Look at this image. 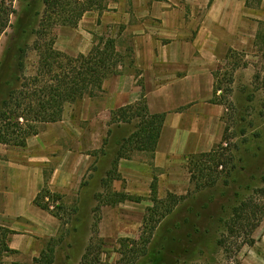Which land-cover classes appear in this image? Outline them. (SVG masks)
I'll list each match as a JSON object with an SVG mask.
<instances>
[{"label": "rangeland", "instance_id": "rangeland-1", "mask_svg": "<svg viewBox=\"0 0 264 264\" xmlns=\"http://www.w3.org/2000/svg\"><path fill=\"white\" fill-rule=\"evenodd\" d=\"M227 1L222 0L219 3L220 6L216 8L213 20L223 21L217 25L225 31L228 28L231 29L229 37L236 39L245 37L248 40L242 47H230L232 54L224 48V53L220 54L221 61L215 69V86L218 84L222 91H219L217 98L215 99L214 96L213 99L223 103L218 105L223 106L224 116L222 117V138L214 149L219 146L220 153L234 157L232 164L229 162V168L235 167V169L229 178L228 185L224 183L223 178L216 187L196 192L195 184L191 182L189 164H187L189 187L174 193H158L162 201L167 200L169 194L186 197L181 201L176 214L170 216L173 220L186 217L188 215L186 208L192 205L197 209H203L205 214L202 222H205L209 216L224 215L222 213L224 206L230 212L238 200L249 195L247 186L252 189L264 188V20H259L261 17L259 14L262 12L259 0H250L243 17L250 25L249 29H251V23L256 25L258 29L256 38L252 41L251 36H244L243 32L239 31L234 32L233 29L237 25L236 8L227 4ZM44 2L45 0L15 2L17 14L12 17L11 27L0 39V76L6 77L12 74L8 66L17 61L23 63V68L15 73L18 79L23 80L36 75L40 54L35 48L38 39L35 31L39 29V22L45 8ZM213 3L214 0L212 2L211 0H110L106 11L103 13L92 11L86 14L75 28L58 22L52 23L46 39L47 41L54 39L55 48L72 57L88 54L99 39H115L117 50L125 57L126 73L133 75L137 86L141 88L138 84L140 76L138 78L136 76V73L141 70L136 65L130 69L127 63L131 61L130 51H133L135 60V46L141 43L142 36L162 32L163 21L159 17L151 16L148 12L162 14L166 9L175 10L172 18L176 21L184 20L188 30L192 32V35L186 38L190 40L195 37L196 29L202 26ZM36 14L39 16L37 17ZM28 22H31V25H28ZM25 30H28V33H24ZM216 32L220 34L217 30ZM205 33L209 36L208 31ZM160 41L163 44L169 43V39L160 38ZM232 43L236 44V42ZM20 49L24 51L23 56ZM16 87L18 88L19 84ZM111 88V86L104 88V92L97 97H86L76 104L67 106L63 119L58 124L40 126L39 134L36 135L38 137L32 136L28 140L30 148L27 150L23 149L27 146H0V153L4 155V159L15 163L24 159L26 155H35L39 152L42 154L43 151L39 150L42 146L49 147V153L55 158L67 156L72 162L81 158V163L87 164V171L77 186L73 185L62 193L52 192L58 195L59 200L56 202L51 200V211L59 216L63 228L55 238L45 241L43 251L52 240L50 245L55 248L54 264H81L87 247L95 238L101 239L103 244L102 264H118L119 239H138L143 231L144 218L148 214V209L154 207L151 201V187L148 191L146 188L140 193L132 194L130 190L135 184L131 182L132 185H130L120 173L121 163L122 171L127 176L134 174L139 164V173L147 175L149 174L148 166L150 164L153 166V158L149 153L141 155L138 151L127 153L124 151L123 155L130 159L118 161L120 147L124 140L135 131V123H115L112 113L116 110L109 109L106 105ZM9 155L11 159L7 158ZM53 163H55L54 160L45 169L46 179L53 171ZM218 173L226 177L229 169L220 167ZM114 193H126L142 197L144 200L140 204L125 202L112 206L107 203ZM237 193L240 195L239 198ZM262 199L264 201V196ZM205 206L208 209L205 210ZM55 207L61 208L55 209ZM228 216L230 213L226 215ZM98 220L99 232L95 235L93 225ZM162 232L163 229L155 235L151 256L138 264H155L159 261L156 253L159 249L158 245L161 244L160 241H163ZM212 234L214 239L211 240L210 246L203 248L205 259L211 258L210 261L217 264H233L226 258L223 250L216 247L215 240L218 237L216 231ZM253 237L254 246H245L239 254L241 264H264V221L255 230ZM94 245H100V242L96 241ZM100 251L102 250L98 247V252ZM11 256L0 258V263H14L5 259ZM94 258L96 254L92 257ZM152 258H154L153 263ZM205 259L198 260L196 263H211ZM17 262L35 264L34 259L31 258Z\"/></svg>", "mask_w": 264, "mask_h": 264}, {"label": "trees", "instance_id": "trees-1", "mask_svg": "<svg viewBox=\"0 0 264 264\" xmlns=\"http://www.w3.org/2000/svg\"><path fill=\"white\" fill-rule=\"evenodd\" d=\"M17 0H0V39L11 27L12 17L17 14L15 2ZM37 0H33L35 2ZM264 0H259L261 3ZM110 0H45L39 29L35 31L37 41L36 50L39 51V62L35 76L18 79L17 71L23 68V63L14 62L8 66V76H0V144L15 147H26L29 138L39 134L40 126L59 123L64 116L67 106L76 104L86 97L94 98L103 93L104 82L115 76L127 74L125 57L117 50L115 39H99L88 54L77 57L69 56L55 48V40L46 39L52 23L58 22L64 26L75 28L83 17L92 12L103 13L107 10ZM212 2V0H211ZM250 0H247V6ZM32 4V3H31ZM30 5V4H29ZM38 17L39 15L36 14ZM33 24V23H32ZM31 25V22H28ZM28 30L24 31V33ZM260 37V36H258ZM23 56V49L19 50ZM130 69L135 67V60L130 51ZM232 54V51H230ZM123 70H122V69ZM16 71V72H15ZM12 76V77H11ZM139 86L142 89L140 100L132 105L119 108L112 113L116 124L135 123V131L124 140L120 147L118 161L130 159L122 152L138 151L151 154L154 158L159 139L162 134L166 114H151L149 112L142 72L136 73ZM216 77V75H215ZM11 78V79H10ZM17 84L19 87L17 88ZM222 89L215 86V99ZM212 104H223L220 101H211ZM218 149V150H217ZM213 149L209 153L196 154L188 157L191 182L195 184L196 192L216 187L223 179L228 185L229 178L235 167L229 168L234 157L220 153L221 148ZM117 161V162H118ZM225 166V167H224ZM220 167H228L229 173L223 176L218 173ZM204 182V183H203ZM249 195L232 207L230 212L224 206V215L209 216L205 222L203 209L187 206L188 215L183 219L173 220L181 201L186 197L169 194L167 200L159 198L158 178L154 177L151 184V201L154 207L148 209L143 223V231L138 239H119L118 264H138L152 254L155 235L163 229V241L158 245L156 255L159 261L155 264H197L206 258L203 248L211 244L213 231L218 237L216 247L223 250L226 258L233 264H241L239 254L245 246H254L255 230L264 221V188L247 186ZM237 197L240 195L237 193ZM58 195L48 188V182L36 197L34 204L39 208L51 212V200L56 202ZM107 204L117 206L125 202L141 203L142 197L131 196L126 193H114ZM49 199V201H46ZM61 207H55L60 209ZM204 209H208L206 206ZM230 216L226 217L228 214ZM226 214V215H225ZM61 220V219H60ZM95 235L99 232V220L93 225ZM14 232L0 227V258L17 254L8 246ZM100 245H94V242ZM49 246L35 264H54L55 248ZM100 247V252H98ZM156 248V247H155ZM96 254V258L92 257ZM103 244L101 239L95 238L82 257L81 264H102ZM153 260V261H152ZM208 263L211 258H207ZM152 263L154 258L151 259ZM2 264V263H0ZM12 264H21L14 262ZM209 264H217L211 262Z\"/></svg>", "mask_w": 264, "mask_h": 264}, {"label": "crops", "instance_id": "crops-1", "mask_svg": "<svg viewBox=\"0 0 264 264\" xmlns=\"http://www.w3.org/2000/svg\"><path fill=\"white\" fill-rule=\"evenodd\" d=\"M220 2L222 0H214L205 21L190 40L186 38L192 32L184 20L172 18L175 10L166 9L162 14L148 12L163 21L162 32L141 37V43L135 46V65L142 71L149 112L166 114V119L152 159L153 166L150 164L147 169L149 174H140L138 164L136 172L127 176L122 171V163L119 166L123 178L130 185L131 182L135 184L130 190L132 194L146 188L148 191L154 177L158 178L159 194L186 190L190 185L188 157L209 153L221 141L224 108L211 103L215 93V69L221 61L220 54L224 53V48L230 51V47H242L248 39L229 37L231 29L226 27L225 31L217 25L223 21L213 20ZM227 4L236 8L237 25L234 32H243L244 36H251L254 41L258 29L254 23L249 29L250 25L243 17L247 0H228ZM259 7L262 11L259 20H264V1ZM222 25L226 26L224 23ZM160 38L169 39V43L163 44ZM108 86L112 87L106 101L109 109L117 110L135 104L141 98L142 89L131 74L107 79L103 89ZM28 148L29 141L23 149ZM40 148L42 154L37 151L39 153L26 155L16 163L5 160L0 153V227L15 233L11 235L8 246L17 252L5 258L10 262L39 258L45 241L55 238L63 228L61 220L34 204L46 181L51 192H66L81 182L88 168L86 162L81 163V158L73 162L67 156L55 158L49 153V147ZM7 158L11 159V156ZM52 160L55 161L53 171L46 179L45 169Z\"/></svg>", "mask_w": 264, "mask_h": 264}]
</instances>
